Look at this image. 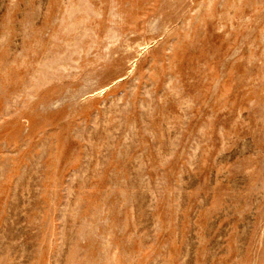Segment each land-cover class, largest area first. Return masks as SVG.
Returning a JSON list of instances; mask_svg holds the SVG:
<instances>
[{
    "label": "rangeland",
    "instance_id": "1",
    "mask_svg": "<svg viewBox=\"0 0 264 264\" xmlns=\"http://www.w3.org/2000/svg\"><path fill=\"white\" fill-rule=\"evenodd\" d=\"M0 264H264V0H0Z\"/></svg>",
    "mask_w": 264,
    "mask_h": 264
}]
</instances>
